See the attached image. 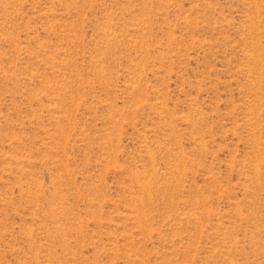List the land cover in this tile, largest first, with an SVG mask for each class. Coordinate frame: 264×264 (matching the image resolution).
Returning <instances> with one entry per match:
<instances>
[{
	"label": "rangeland",
	"instance_id": "obj_1",
	"mask_svg": "<svg viewBox=\"0 0 264 264\" xmlns=\"http://www.w3.org/2000/svg\"><path fill=\"white\" fill-rule=\"evenodd\" d=\"M0 264H264V0H0Z\"/></svg>",
	"mask_w": 264,
	"mask_h": 264
}]
</instances>
